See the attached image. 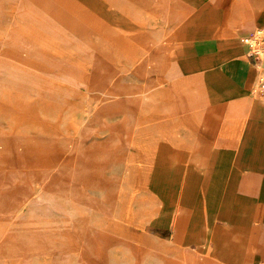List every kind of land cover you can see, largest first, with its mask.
I'll list each match as a JSON object with an SVG mask.
<instances>
[{
    "label": "rangeland",
    "instance_id": "1",
    "mask_svg": "<svg viewBox=\"0 0 264 264\" xmlns=\"http://www.w3.org/2000/svg\"><path fill=\"white\" fill-rule=\"evenodd\" d=\"M137 1L120 29L81 0H0V264L203 260L151 229L173 202L145 214L161 206L148 190L168 192L152 165L178 126L162 97L166 18Z\"/></svg>",
    "mask_w": 264,
    "mask_h": 264
},
{
    "label": "crops",
    "instance_id": "2",
    "mask_svg": "<svg viewBox=\"0 0 264 264\" xmlns=\"http://www.w3.org/2000/svg\"><path fill=\"white\" fill-rule=\"evenodd\" d=\"M146 2L150 13L166 18L157 21L171 35L162 65L169 97H162L178 126V137L157 147L154 166L163 175L152 181L161 190L169 186L173 208L151 229L169 243L203 251L212 264H264V58L250 56L242 40L264 27V0ZM137 3L81 0L120 29L136 23ZM179 136H188L185 147ZM148 191L151 200L165 196Z\"/></svg>",
    "mask_w": 264,
    "mask_h": 264
},
{
    "label": "bare ground",
    "instance_id": "3",
    "mask_svg": "<svg viewBox=\"0 0 264 264\" xmlns=\"http://www.w3.org/2000/svg\"><path fill=\"white\" fill-rule=\"evenodd\" d=\"M81 7V6H80ZM101 8V7H100ZM98 9V8H97ZM96 11V10H95ZM111 12V11H110ZM110 14V13H109ZM88 16V15H87ZM91 16V15H90ZM90 16H88V18H89V20H90V18L92 17H90ZM97 16V15H96ZM189 19V18H188ZM188 19L186 20V22L188 21ZM190 19H192V17H190ZM91 23H93L92 21H91ZM141 35H145V34H141ZM153 167H154V165H153ZM152 168V167H151ZM159 168V167H158ZM154 169V168H153ZM157 169V168H156ZM152 171V170H151ZM154 171H156V170H154ZM154 171L153 172H151V174L152 173H154ZM158 171V170H157ZM156 173V172H155ZM165 174V173H164ZM168 174V173H167ZM177 174V173H176ZM163 175V173L160 175V176H162ZM159 176V175H158ZM166 176V175H165ZM164 176V177H165ZM152 177V176H151ZM151 177H149V179L151 178ZM154 178H155V176H154ZM152 179V178H151ZM176 179V178H175ZM165 181V180H164ZM152 182V181H151ZM151 185H153V184H151ZM165 185V184H164ZM174 185V184H173ZM161 186V185H160ZM211 186V185H210ZM156 187V186H155ZM154 188V187H153ZM157 188V187H156ZM159 189V188H158ZM161 189V188H160ZM174 190V189H173ZM208 190V189H207ZM162 191H163V189H162ZM176 191V190H175ZM233 192V191H232ZM208 193V192H207ZM210 193V192H209ZM160 198V201H161V206L158 208V207H155V206H153V204H150V206L149 205H146V208H145V214H146V216H147V221H148V223H149V219L154 215V214H157V213H159L160 211H161V209L162 208H164L165 206H166V204L167 203H170V202H173V196H171V195H169V194H165V196H161V197H159ZM152 200H154V199H152ZM167 201V202H166ZM238 203V202H237ZM234 204V203H233ZM241 204V203H240ZM242 205V204H241ZM232 206V205H231ZM240 206V205H239ZM241 207V206H240ZM245 207V206H244ZM149 208H151V210L149 209ZM198 208V207H197ZM201 208V207H200ZM234 208H236L235 206H234ZM240 216V215H239ZM242 217H245V215L244 216H241V218ZM240 218V219H241ZM245 219V218H244ZM181 221H182V219H181ZM240 221V220H239ZM242 221V220H241ZM245 221V220H244ZM180 225L182 226V222H180ZM169 247H172V246H170L169 245ZM164 263H166V264H170V262H164ZM171 264H173V263H171ZM196 264H212L211 263V259H209V257L206 255V256H203V260L202 261H198V260H196Z\"/></svg>",
    "mask_w": 264,
    "mask_h": 264
},
{
    "label": "built area",
    "instance_id": "4",
    "mask_svg": "<svg viewBox=\"0 0 264 264\" xmlns=\"http://www.w3.org/2000/svg\"><path fill=\"white\" fill-rule=\"evenodd\" d=\"M242 40L248 46L250 56L264 57V27L244 36Z\"/></svg>",
    "mask_w": 264,
    "mask_h": 264
}]
</instances>
